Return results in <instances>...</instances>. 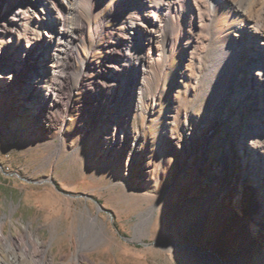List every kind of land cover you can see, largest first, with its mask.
I'll return each mask as SVG.
<instances>
[{
  "label": "rangeland",
  "instance_id": "374dc122",
  "mask_svg": "<svg viewBox=\"0 0 264 264\" xmlns=\"http://www.w3.org/2000/svg\"><path fill=\"white\" fill-rule=\"evenodd\" d=\"M174 1L150 35L130 30L128 19L146 4L158 15L172 0H76L77 15L63 9L64 29L76 37L59 46L58 82L48 79L49 41H35L26 56L0 32V65L20 81L33 82L34 67L40 75L35 87L0 76V264H204L211 250L264 264V243L249 223L229 228L224 220L264 210L263 191L243 183L239 204H222L224 184L214 179L224 146L229 168L251 162L249 153L240 160L236 124L227 121L234 104L226 98L214 108L222 127L202 124L235 73L226 62L213 67L210 56L236 42L242 0H219L210 11L197 9L198 0ZM30 14L35 28L42 20ZM60 22L49 17L43 37ZM125 54L143 64L133 85L107 101L94 83H109L111 64ZM239 79L250 101L254 93ZM51 89L59 106L39 108L37 98ZM115 136L118 147L107 153ZM218 240L230 257L215 249Z\"/></svg>",
  "mask_w": 264,
  "mask_h": 264
},
{
  "label": "bare ground",
  "instance_id": "6f19581e",
  "mask_svg": "<svg viewBox=\"0 0 264 264\" xmlns=\"http://www.w3.org/2000/svg\"><path fill=\"white\" fill-rule=\"evenodd\" d=\"M29 1L31 0H8L4 6V0H0V32L9 34V42L13 40V43L26 47V56L30 55L29 53L35 41H42L45 45L49 41L53 49L50 56V64L48 65L50 69L47 70L49 71L48 79L51 82L61 81L59 76H62L63 73L57 71L56 68L57 51H59V46L66 45V42L71 43L76 37H74L73 31L64 29L65 21L61 19V14L66 10L72 12V15H77L78 7L75 3L76 0H36L37 4H31ZM217 2L219 0H208L206 3L198 0L195 3V7L197 9L205 8L210 11ZM176 7V2L172 0L171 3L163 4L157 15L153 12L151 5L146 4L143 8L135 11L134 15L128 19L129 28L134 32L150 35L160 28L165 16L176 10ZM236 8L243 16L241 27L238 26V30L234 33L237 37L236 42L227 45L220 43L214 48L213 54L209 55L213 67L226 62L227 73L232 71L233 68H235V73L228 84L224 86L222 96L215 101L214 107L211 108L212 110L208 112L202 121L204 128L218 129L222 127L224 119L214 121V108L225 104L226 98H228V105L234 104L237 111L235 114H228L227 121L233 120L236 124L235 145L240 151V160H247L248 157H244L243 154L249 153L252 157L250 159L251 162L245 163L244 161V164H234L231 165L232 168H229L228 156L230 149L224 146L213 172L214 179L218 183L224 184V189L220 193V202L225 204L228 200L235 207L239 201L238 199H241L239 194L243 183L246 189L252 190L253 188H258L262 190L263 193H260V196H264V0H242V2L237 4ZM31 11L35 13L34 18L42 20V22L36 24L35 28L31 23ZM49 17L60 20L61 29L58 33L52 31L45 32V38L43 37L41 27H46L45 29H47L46 20ZM124 47L129 48V46ZM1 60H3V57ZM20 64L22 67H26L27 65L25 61H21ZM142 64L140 60L135 61L134 58H130L127 54L123 58H120L118 62L112 63L110 66L111 74L108 75V78H110L109 83L103 79L94 83L96 89L99 91V97L112 102L118 93L123 95L133 85L135 76ZM36 66L38 69V64ZM247 70H249L248 76L250 78L247 77ZM33 71V75H31L33 82L30 83L27 79L20 81L14 73L7 72L6 65H0V76L4 74L5 77L9 78L11 83H22L28 87H35L36 83L40 81V75H36L35 67ZM240 77H244L246 81L244 91L251 90L254 93V97L250 101L244 96L242 90L239 89L238 81ZM26 98L30 99L31 97L27 94ZM61 98L57 92L51 89L41 98H37L38 102L36 105L39 108L42 106H59ZM118 144L119 138L115 136L114 141L106 148L107 153L111 150L114 151L118 147ZM132 152H137V148H132ZM203 177L207 178L209 175L204 174ZM246 203L248 204L249 202ZM259 209L256 208L254 212H250L248 215L247 212H244L242 213V217L238 218L224 216V220L229 228L241 227L244 229L245 225L249 223L254 230V236L258 244H263L264 210ZM206 217L207 215L197 225H203ZM258 219H260V225L256 223ZM176 245L179 244L177 243ZM215 249L221 251L226 257L231 256L222 240L217 241ZM203 254L204 264H250L249 260L252 259L251 254L247 258L246 263L234 261L231 258L226 260L219 256L216 250L204 252ZM262 258L264 259V254ZM16 261L15 258L14 264H16ZM39 264L42 263L39 262Z\"/></svg>",
  "mask_w": 264,
  "mask_h": 264
},
{
  "label": "water",
  "instance_id": "95a60500",
  "mask_svg": "<svg viewBox=\"0 0 264 264\" xmlns=\"http://www.w3.org/2000/svg\"><path fill=\"white\" fill-rule=\"evenodd\" d=\"M210 252V251H209Z\"/></svg>",
  "mask_w": 264,
  "mask_h": 264
}]
</instances>
